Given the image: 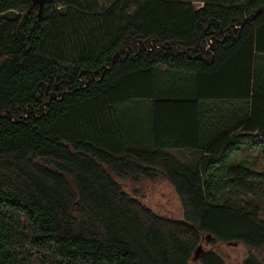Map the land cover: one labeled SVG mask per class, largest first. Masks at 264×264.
I'll return each instance as SVG.
<instances>
[{
    "label": "trees",
    "instance_id": "obj_1",
    "mask_svg": "<svg viewBox=\"0 0 264 264\" xmlns=\"http://www.w3.org/2000/svg\"><path fill=\"white\" fill-rule=\"evenodd\" d=\"M257 176L264 0H0V264H263Z\"/></svg>",
    "mask_w": 264,
    "mask_h": 264
},
{
    "label": "rangeland",
    "instance_id": "obj_2",
    "mask_svg": "<svg viewBox=\"0 0 264 264\" xmlns=\"http://www.w3.org/2000/svg\"><path fill=\"white\" fill-rule=\"evenodd\" d=\"M170 154L177 157L183 163H187L191 159L190 153H184L186 151L181 150H168ZM194 159V158H193ZM231 159L234 162H246L251 164V168L258 172H262V166L256 158L255 154L251 156H245L239 152L231 155ZM247 164V162H246ZM264 178V177H263ZM262 177L257 176L254 178L253 190L258 192L259 196L263 195L264 190V180ZM137 187H140L142 193H144V202L153 209L154 211L161 213H171L174 216H178L180 213L179 201L174 190L170 185L164 181L158 182H145L136 184ZM224 191H228L229 188L225 185L222 187ZM231 192V191H230ZM204 251L213 250L217 252L225 261L226 264H240L241 261L248 255V250L241 244H225V243H215L206 241L205 239L202 242ZM253 253L262 261L264 264V249L254 250ZM189 264H201L200 259L191 260Z\"/></svg>",
    "mask_w": 264,
    "mask_h": 264
},
{
    "label": "water",
    "instance_id": "obj_3",
    "mask_svg": "<svg viewBox=\"0 0 264 264\" xmlns=\"http://www.w3.org/2000/svg\"><path fill=\"white\" fill-rule=\"evenodd\" d=\"M34 2L36 3L37 2V0H34ZM209 238H210V236H207V239L209 240ZM201 253V247L200 246H198L197 247V249L195 250V252H194V260H196L197 258H198V256H199V254Z\"/></svg>",
    "mask_w": 264,
    "mask_h": 264
}]
</instances>
